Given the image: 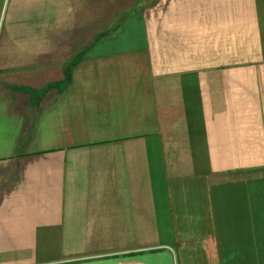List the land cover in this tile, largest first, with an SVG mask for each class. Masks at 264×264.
<instances>
[{
	"label": "crops",
	"instance_id": "obj_1",
	"mask_svg": "<svg viewBox=\"0 0 264 264\" xmlns=\"http://www.w3.org/2000/svg\"><path fill=\"white\" fill-rule=\"evenodd\" d=\"M0 264H264V0H0Z\"/></svg>",
	"mask_w": 264,
	"mask_h": 264
},
{
	"label": "trees",
	"instance_id": "obj_2",
	"mask_svg": "<svg viewBox=\"0 0 264 264\" xmlns=\"http://www.w3.org/2000/svg\"><path fill=\"white\" fill-rule=\"evenodd\" d=\"M127 12H123L117 15L116 20L112 23V26L110 27V29L112 28V32L113 34L118 32V27L120 24V20L123 16L126 15ZM103 33H99L98 36L96 38H94V40H96L97 38L101 37Z\"/></svg>",
	"mask_w": 264,
	"mask_h": 264
},
{
	"label": "rangeland",
	"instance_id": "obj_3",
	"mask_svg": "<svg viewBox=\"0 0 264 264\" xmlns=\"http://www.w3.org/2000/svg\"><path fill=\"white\" fill-rule=\"evenodd\" d=\"M110 30H111V32H112L113 29L111 28ZM103 35H104V34H102V36H103ZM97 39H98V38H97ZM97 39H96V40H97ZM91 40H92V39H91ZM92 42H94V41H92ZM84 45H86V44H84Z\"/></svg>",
	"mask_w": 264,
	"mask_h": 264
}]
</instances>
